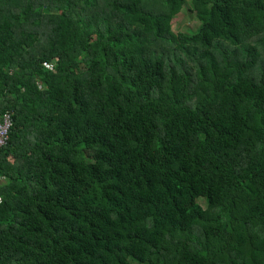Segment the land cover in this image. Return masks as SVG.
Listing matches in <instances>:
<instances>
[{"label": "trees", "instance_id": "1", "mask_svg": "<svg viewBox=\"0 0 264 264\" xmlns=\"http://www.w3.org/2000/svg\"><path fill=\"white\" fill-rule=\"evenodd\" d=\"M6 112L0 264H264V0H0Z\"/></svg>", "mask_w": 264, "mask_h": 264}, {"label": "rangeland", "instance_id": "2", "mask_svg": "<svg viewBox=\"0 0 264 264\" xmlns=\"http://www.w3.org/2000/svg\"><path fill=\"white\" fill-rule=\"evenodd\" d=\"M197 22L195 21V18L193 14L189 13L186 9H182L172 20L171 23V29L174 33L178 32H186L188 29H194L196 27ZM112 57L111 55L109 56ZM45 71L49 73H56L57 67L55 65L45 67ZM198 203L205 207V202L203 199H199Z\"/></svg>", "mask_w": 264, "mask_h": 264}, {"label": "built area", "instance_id": "3", "mask_svg": "<svg viewBox=\"0 0 264 264\" xmlns=\"http://www.w3.org/2000/svg\"><path fill=\"white\" fill-rule=\"evenodd\" d=\"M45 67L52 65L43 64ZM12 125L11 116L8 112L4 113L0 122V148H2L8 140V132Z\"/></svg>", "mask_w": 264, "mask_h": 264}]
</instances>
